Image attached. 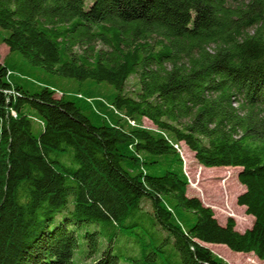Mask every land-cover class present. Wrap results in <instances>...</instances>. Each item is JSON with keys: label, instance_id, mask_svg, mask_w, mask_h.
<instances>
[{"label": "trees", "instance_id": "trees-1", "mask_svg": "<svg viewBox=\"0 0 264 264\" xmlns=\"http://www.w3.org/2000/svg\"><path fill=\"white\" fill-rule=\"evenodd\" d=\"M0 29L29 64L113 88L56 96L0 61V264H74L76 229L102 221L137 264H226L206 244L264 261V0H0ZM181 143L239 168L249 228L187 195ZM137 212L160 234L133 233ZM85 237L91 259L99 229ZM112 247L91 264H120Z\"/></svg>", "mask_w": 264, "mask_h": 264}, {"label": "rangeland", "instance_id": "rangeland-1", "mask_svg": "<svg viewBox=\"0 0 264 264\" xmlns=\"http://www.w3.org/2000/svg\"><path fill=\"white\" fill-rule=\"evenodd\" d=\"M5 32L0 29V61H5L6 66L12 71L10 79L27 85L35 90L42 85H48L55 89L56 96L64 93L66 95H78L82 99L94 97L101 100H109V95L113 88L109 84L85 81L79 82L72 78H67L58 74L46 72L41 66L31 65L18 52H9L8 47L2 42L1 36ZM135 83V77H130L126 83V89H131ZM82 99H77L81 102ZM142 126L153 129V124L146 118L142 119ZM180 153L184 161V172L188 178L187 195L197 196L201 201L210 206L220 224H224L226 218L231 216L235 220V228L244 231L252 224L253 217L246 215L244 207L236 204V197L244 188L237 179L238 167H205L200 165L191 152L183 143L180 145ZM138 223L132 228L133 233H144L150 236L155 230L157 222L155 217L149 214L137 212ZM154 223V225H153ZM99 229V245L95 255L91 259H86L88 250V239L85 232ZM118 227L109 222L102 221L100 225L93 223L82 224L76 229L78 245L75 249L74 264H91L102 248L106 247L109 239H113V252L118 255L120 264H137L134 258L139 256V247L133 241L121 235ZM124 231L130 229H123ZM163 237L169 235L167 231L162 232ZM210 250L218 257L222 258L226 264H264L252 253H239L231 251L222 244H206Z\"/></svg>", "mask_w": 264, "mask_h": 264}, {"label": "bare ground", "instance_id": "bare-ground-1", "mask_svg": "<svg viewBox=\"0 0 264 264\" xmlns=\"http://www.w3.org/2000/svg\"><path fill=\"white\" fill-rule=\"evenodd\" d=\"M229 168V167H228Z\"/></svg>", "mask_w": 264, "mask_h": 264}, {"label": "crops", "instance_id": "crops-1", "mask_svg": "<svg viewBox=\"0 0 264 264\" xmlns=\"http://www.w3.org/2000/svg\"><path fill=\"white\" fill-rule=\"evenodd\" d=\"M244 188V187H243Z\"/></svg>", "mask_w": 264, "mask_h": 264}]
</instances>
